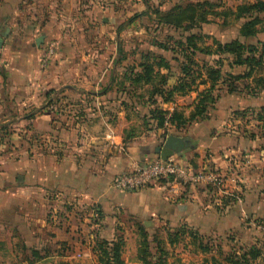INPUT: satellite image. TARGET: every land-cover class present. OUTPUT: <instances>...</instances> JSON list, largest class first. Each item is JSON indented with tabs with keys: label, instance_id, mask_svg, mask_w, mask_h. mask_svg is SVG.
Instances as JSON below:
<instances>
[{
	"label": "crops",
	"instance_id": "obj_1",
	"mask_svg": "<svg viewBox=\"0 0 264 264\" xmlns=\"http://www.w3.org/2000/svg\"><path fill=\"white\" fill-rule=\"evenodd\" d=\"M123 1L124 9L115 12ZM80 8L83 14H78ZM144 8L142 0H0V264L17 263L16 248L26 251L40 245L43 228L31 227V222L35 217L43 223L40 216L46 207L70 211L78 204L91 215L98 212L105 239L113 238L110 222L120 211L196 228L216 217V211L198 205L193 189L181 200L179 188L166 189L162 181L134 193L112 186L117 175L158 158L155 146L140 145L138 135L124 136L125 97L103 94V87L109 90L114 81L103 84V70L113 73L118 66V19ZM40 37L43 41L37 44ZM50 40L58 49L43 68L40 59ZM49 91L59 95L47 106ZM75 106L79 114L74 116ZM217 118L222 121L221 115ZM214 119L197 124L188 139L180 136L190 146L173 155L182 166L217 170L222 158L239 154L242 144L247 157L253 156L250 141L238 132L223 131ZM33 131L44 141L28 146L25 138ZM18 138L24 142L17 144ZM13 152L18 154L12 157ZM259 154L264 156V149ZM31 232L36 234L29 243Z\"/></svg>",
	"mask_w": 264,
	"mask_h": 264
},
{
	"label": "rangeland",
	"instance_id": "obj_2",
	"mask_svg": "<svg viewBox=\"0 0 264 264\" xmlns=\"http://www.w3.org/2000/svg\"><path fill=\"white\" fill-rule=\"evenodd\" d=\"M142 1H144L145 8L141 14L138 12L129 17L123 15L121 19H118L117 33L121 35L118 38L120 46L117 59L125 57V60L118 64L113 73L103 70V84L106 85L112 79L114 80L113 86L109 90L107 89L108 91H105L103 87V94L113 98L125 97L126 106L124 109L126 114L128 113V120L123 121V124L127 123L124 136L138 135L140 145L148 144L151 147H161L168 136H183L188 139V134L197 124L216 118L214 120L217 122V126L223 131L238 132L240 137L251 142L253 156L247 157L248 151L243 149L242 144L239 154L222 158L224 165L222 164L217 170L207 168L208 171L223 181L222 186L203 183L183 185L173 179L160 180L167 185L166 189L170 190V186L179 188L177 193L178 197L182 198L181 200L185 199L184 196L187 191L193 189L200 200L198 201L194 196L191 202L197 199V203L203 211L210 209L217 212L218 216L216 215L211 219L206 218L202 227L196 228L192 224L183 223V221L171 224L159 216H151L142 220L120 211L113 216L110 222L109 227L113 238L108 237L106 240L117 241L121 238L124 243L121 253L124 264H143L138 259V249L143 240V233L146 235L145 239L151 252L148 260L152 263H156L157 259L161 258L156 249L159 244L164 251L161 260L165 264H212L211 261L205 262V259L210 260L211 257L215 256L216 259L221 260L222 255L226 257L227 254L240 252V250L248 252L251 249H256L260 255L256 260H249L248 264H264V156L259 154L264 149V123L256 120L259 108L264 105V63L253 68L247 77L250 67L234 66L230 71L227 61H233V56L227 54L220 56L225 62L223 61L221 68L222 81L216 87L219 95L217 102L208 109L206 119L199 118L197 121L186 124L180 130H176L167 123L164 127L157 128V122L152 118L155 117V114L150 113L154 106L148 103L141 104L147 101L146 94H143L145 95L143 98L138 97L142 94V89L136 90L132 94L133 88L126 83L127 90L131 93V96H127L120 92L121 89L117 85L123 78V67L136 66L141 55L146 53L163 57L172 66L173 71H178L179 62L184 60L179 50L176 52L164 51L157 46L158 43H163L170 49L175 40L185 36L187 32L199 33L201 31V35L205 36L204 45L207 46H211L215 42L225 44L233 40H238L245 45H257V42L264 43V13L260 15L261 23L257 26L256 36L242 38L239 31L245 20L234 19L230 12L234 13L237 6L253 3L256 0ZM204 2L212 5L213 9L208 5H201ZM196 4L201 5L197 9L198 13L206 12V21L204 23L198 22L196 27L192 26L189 29V22L196 15ZM81 5L83 4L81 3ZM125 6L124 2L115 8V12L124 9ZM170 11L172 13L167 16L165 13ZM80 12L82 13L81 8L78 10V14ZM221 13H228L229 15L223 18ZM137 15L138 17H136ZM100 25L101 23H97L95 26L100 28ZM151 44H156V46ZM108 48L114 49L115 46L108 45ZM249 54L250 52H246L244 57ZM193 59L200 66L209 65L213 67L216 66L217 56L197 53ZM227 72H231V74L228 75ZM200 80L198 79L196 83H202ZM206 85H208L207 82ZM204 87L205 85L199 84L198 92L202 91ZM97 91L100 90L97 89ZM196 96V93L193 92L183 97L176 96L173 103L163 104L159 102L158 109L169 113L177 109L188 116L193 109ZM60 97L63 96L60 94ZM107 106L108 104H106ZM103 107H105L104 104ZM106 110L104 109L103 112ZM72 111L74 116L78 115L79 107L75 106ZM218 115H221L222 121H219ZM39 137L40 134L33 131L25 138V144L29 146L39 141L43 142L44 139L40 140ZM23 142L24 138L23 141L19 138L16 140L17 144ZM45 142L48 143L47 140ZM150 149L152 150V148ZM17 154L18 152H13L12 157ZM150 154L152 155V151ZM18 184L19 182L16 181V186H19ZM251 185L253 189L250 188ZM81 207L84 206L77 204L70 211L65 207L56 209L46 207L44 209L45 216H40L43 226L40 222H35V217L31 222V227H35L36 224L38 229L43 228L41 236H39L40 245L29 247L26 251L25 248H16L15 250L19 255L16 256L17 263L12 261V264H25L26 261L28 264H100L97 252L94 251L97 249L98 241L105 239L103 238V216L98 212L91 215L86 208ZM207 207L210 208L207 209ZM35 212L33 206L31 213L35 214ZM68 212L72 214L66 216ZM221 222H225V224L220 226ZM187 229L198 232L199 242L206 245L210 250L207 254L198 250V246L191 243L188 233L180 236L182 231L189 232ZM177 232H179L177 243L169 244V237L175 238L174 235H177ZM35 234L29 233V243L35 238ZM32 257L35 259L31 261Z\"/></svg>",
	"mask_w": 264,
	"mask_h": 264
},
{
	"label": "trees",
	"instance_id": "obj_3",
	"mask_svg": "<svg viewBox=\"0 0 264 264\" xmlns=\"http://www.w3.org/2000/svg\"><path fill=\"white\" fill-rule=\"evenodd\" d=\"M201 5H208V3L204 2ZM201 5H195L196 15L195 18L189 22V29H191L192 26L196 27L198 22L204 23L206 21V12H197V9L200 8ZM208 6L213 9L212 5ZM171 13L172 12L170 11L165 14L168 16ZM263 13L264 0H256L253 3L239 5L236 7L234 13L230 12V14L234 16V19L245 20L239 31L240 37L252 38L256 36L258 32L257 26L261 23L260 15ZM228 15V13H221L223 18ZM136 17H138V15ZM201 34V31H199V33L187 32L185 36L178 37V39L175 40L173 47L170 49H168L165 44L158 43L157 47L164 51L170 50L176 52V50H179V53L184 60L179 62L178 71H173L172 66L163 57L153 56L149 53L141 55L140 61L136 66L123 67V78L117 84L121 89L120 92L127 96H131V93L133 94L136 90L142 89L144 93L142 92L138 97L143 98L145 96L143 94H146L147 101L141 104L144 105L148 103L149 105L154 106L150 113L153 115L155 114V117L152 118L156 120L157 128L164 127L167 123L176 130H180L182 127L186 126V124L197 121L199 118L206 119L208 109L213 106L219 98L217 93L218 89L216 87L217 84L222 81L221 68L223 67L224 59L222 60L220 56L223 54L233 56V61H227L230 71L234 66L243 65L250 67L249 73L246 75L247 77L251 74L253 68L261 66L264 63V43L257 42V45H245L238 40H233L225 44L215 42L213 45L207 46L204 45L205 43L203 41L205 36ZM154 45L156 46V44ZM119 52L122 51L120 50ZM246 52H250V54L247 57H244ZM197 53L217 56V59L215 60L216 66H200L198 62L193 59ZM123 60H125V57L119 59L117 64H120ZM227 74L230 75L231 72H227ZM203 76H205V79H203ZM198 79H201L200 81L202 83L197 84L196 81ZM206 82L208 85H206ZM126 83L133 88V92H128ZM199 84L205 85L204 89L200 92H198ZM228 91L230 92L231 90ZM192 92L196 93L197 96L193 103V109L188 116H185L183 112L177 109H174L172 113L158 109L159 102H162L163 104L173 103L176 96L183 97ZM58 95L59 94L55 91L47 92V98L51 99V97L54 96L53 99H49L47 106H50L54 99L56 100V103ZM124 105H126L125 102ZM256 120L264 123V105L259 108V111L256 114ZM189 149L190 146H185L184 148V150L187 151ZM187 230L189 232L182 231L180 236L188 233L191 243L194 246L197 245L198 250L207 254L210 250L206 245L199 242L200 236L198 232L189 229ZM142 235L143 240L138 249L139 261L143 264H162L164 262L161 260L162 255H164L162 247H160L159 244L156 246L157 252L160 254L161 258L159 257L156 263H152L148 260V257L151 256V252L149 244L145 239L146 235L144 233ZM178 236L179 232H177V235H174L175 238L171 239L169 237V244L173 245L177 243ZM123 247L124 243L121 238L117 241L102 239L96 244L97 249H95L96 251L94 252H97L96 254L98 255V261L100 264H124L121 258ZM259 255L260 253L256 249H251L248 252H242V250H240V252L227 254L226 257L222 255L221 260H218L213 256L210 260L205 259V262L211 261L212 264H248L249 260H256L259 258Z\"/></svg>",
	"mask_w": 264,
	"mask_h": 264
},
{
	"label": "built area",
	"instance_id": "obj_4",
	"mask_svg": "<svg viewBox=\"0 0 264 264\" xmlns=\"http://www.w3.org/2000/svg\"><path fill=\"white\" fill-rule=\"evenodd\" d=\"M57 49L58 44L55 40L48 41L41 59L42 67H47L53 62ZM163 179H173L183 185L203 183L222 186L223 184V181L208 169L194 170L190 167H184L172 156L166 161L157 158L140 162L130 171L117 175L112 186L118 191L134 193Z\"/></svg>",
	"mask_w": 264,
	"mask_h": 264
},
{
	"label": "water",
	"instance_id": "obj_5",
	"mask_svg": "<svg viewBox=\"0 0 264 264\" xmlns=\"http://www.w3.org/2000/svg\"><path fill=\"white\" fill-rule=\"evenodd\" d=\"M43 41V38L40 37L37 39L36 43L40 44ZM185 144L180 137L170 135L166 138L165 143L161 147H155L154 153L158 155L159 159L166 161L168 158L172 157L175 154H178L183 150Z\"/></svg>",
	"mask_w": 264,
	"mask_h": 264
}]
</instances>
